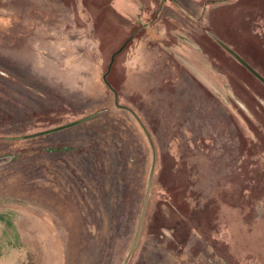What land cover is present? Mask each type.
Returning <instances> with one entry per match:
<instances>
[{"label":"rangeland","instance_id":"374dc122","mask_svg":"<svg viewBox=\"0 0 264 264\" xmlns=\"http://www.w3.org/2000/svg\"><path fill=\"white\" fill-rule=\"evenodd\" d=\"M135 1L0 0L6 242L15 219L23 264H264V84L215 41L264 79V0Z\"/></svg>","mask_w":264,"mask_h":264},{"label":"crops","instance_id":"0c3cea01","mask_svg":"<svg viewBox=\"0 0 264 264\" xmlns=\"http://www.w3.org/2000/svg\"><path fill=\"white\" fill-rule=\"evenodd\" d=\"M135 1V0H134ZM136 2V1H135ZM187 2V1H185ZM188 4L186 5L187 8H190L191 9V6H190V3L187 2ZM135 14L138 15L140 13L141 15V10H139V7H138V4L137 6L135 5ZM158 13H161L160 9H158ZM186 13H189V11H186ZM120 15V14H119ZM121 16V15H120ZM178 17H181L182 19H189L191 16L190 14H185V13H179ZM130 19V18H129ZM158 15L155 17V22H157L158 20ZM192 20V19H191ZM145 26H148V25H145ZM148 28V27H147ZM1 218V217H0ZM11 218V217H10ZM3 220L0 219V228H2L5 232H6V223L7 221H3V226H1V222ZM9 225H10V229L12 230L13 232V237L16 238V241L18 240H22L21 238V232H20V227L18 226L17 222L14 221L12 222V219L11 221H9ZM20 240V242L16 245V246H12V245H9L7 244V239L6 238H3V239H0V264H5V258L8 256V258H10V261H8L7 264H23V260H22V256H23V253H24V247L21 245L22 244V241ZM37 252H39V249L37 250ZM7 262V260H6ZM33 263H36L38 264V261H33L32 260V264Z\"/></svg>","mask_w":264,"mask_h":264},{"label":"water","instance_id":"95a60500","mask_svg":"<svg viewBox=\"0 0 264 264\" xmlns=\"http://www.w3.org/2000/svg\"><path fill=\"white\" fill-rule=\"evenodd\" d=\"M215 41L225 50L227 51L230 55H232L241 65H243L250 73H252L257 79H259L263 84H264V79L258 75L246 62H244L240 57H238L234 52H232L228 47H226L224 44H222L220 41L216 40ZM122 49V47H120L112 56H111V60H110V63L108 65V68H107V71L102 75V80L103 82L105 83V85L112 91L113 95H114V105L116 107H121L120 105H118L117 103V96H116V93L114 92V90L109 86V84L106 82V75L110 69V66H111V63H112V60H113V57L115 54H117L120 50ZM121 108H125V107H121ZM127 109L128 111H130V109L128 108H125ZM131 112V111H130ZM132 113V112H131ZM136 117V116H135ZM137 121L139 122L138 118L136 117ZM139 124L141 125V123L139 122ZM142 126V125H141ZM147 138L149 139V137L147 136ZM149 143H150V146L152 148V155H153V161H152V167H151V171H150V175H149V178L151 179V176H152V172H153V168H154V151H153V147H152V143L149 139ZM150 179L148 181V187H149V183H150ZM147 200H148V191L146 192V195H145V198H144V201H143V205H142V209H141V214H140V217H139V222H138V227H137V231H136V235H135V238H134V241L129 249V253L132 251L133 247L135 246V243L138 239V236H139V233H140V229H141V224H142V220H143V216H144V212H145V208H146V204H147ZM2 219V218H0ZM3 221H6L5 219H2ZM3 221L1 222V226H3ZM8 229V221L6 223V231ZM3 238H6L7 239V234L6 232L0 228V239H3ZM128 253V254H129ZM125 263V262H124ZM123 263V264H124Z\"/></svg>","mask_w":264,"mask_h":264},{"label":"trees","instance_id":"16d2710c","mask_svg":"<svg viewBox=\"0 0 264 264\" xmlns=\"http://www.w3.org/2000/svg\"><path fill=\"white\" fill-rule=\"evenodd\" d=\"M187 1V2H191L190 0H184V2ZM183 2V1H182ZM186 2V3H187ZM191 5V4H190ZM185 7V6H184ZM185 10L186 11H189L191 13V11L189 10V8L185 7ZM108 88V87H107ZM109 91H111L109 88H108ZM115 106V105H114ZM116 107V106H115Z\"/></svg>","mask_w":264,"mask_h":264},{"label":"flooded vegetation","instance_id":"af4514ba","mask_svg":"<svg viewBox=\"0 0 264 264\" xmlns=\"http://www.w3.org/2000/svg\"><path fill=\"white\" fill-rule=\"evenodd\" d=\"M264 38V37H263Z\"/></svg>","mask_w":264,"mask_h":264}]
</instances>
